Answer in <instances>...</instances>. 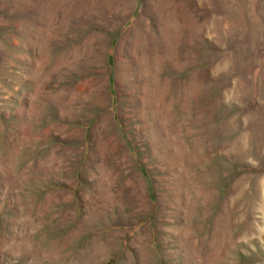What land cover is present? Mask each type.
Wrapping results in <instances>:
<instances>
[{
    "label": "rangeland",
    "instance_id": "374dc122",
    "mask_svg": "<svg viewBox=\"0 0 264 264\" xmlns=\"http://www.w3.org/2000/svg\"><path fill=\"white\" fill-rule=\"evenodd\" d=\"M112 114L151 181L140 241L39 193ZM0 264H264V0H0Z\"/></svg>",
    "mask_w": 264,
    "mask_h": 264
},
{
    "label": "crops",
    "instance_id": "0c3cea01",
    "mask_svg": "<svg viewBox=\"0 0 264 264\" xmlns=\"http://www.w3.org/2000/svg\"><path fill=\"white\" fill-rule=\"evenodd\" d=\"M112 116L87 123L77 130L81 137L56 145L55 172L39 193L46 191V208H54L57 224L95 235L110 234L113 227L115 236L140 241L144 226L154 224L151 181L135 144Z\"/></svg>",
    "mask_w": 264,
    "mask_h": 264
}]
</instances>
